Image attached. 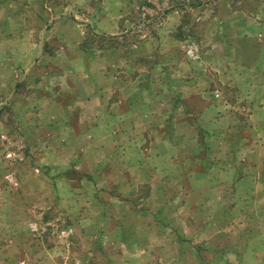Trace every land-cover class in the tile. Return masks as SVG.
I'll return each mask as SVG.
<instances>
[{"label":"rangeland","instance_id":"rangeland-1","mask_svg":"<svg viewBox=\"0 0 264 264\" xmlns=\"http://www.w3.org/2000/svg\"><path fill=\"white\" fill-rule=\"evenodd\" d=\"M136 52L140 60L126 67H154L157 77L167 73L172 84L179 85L175 80L184 70V81L189 75L201 80L204 95L180 93L189 102L206 100L202 124L234 118L230 135L221 128L211 140L200 137L208 164L244 168L254 156L261 166L262 131L254 113L261 91L245 87L250 65L264 63V0H0V264H203L196 251L205 262L213 253L205 250L204 256L199 243H239V233L249 234L252 246L264 239L263 166L255 170L256 187L246 181L236 191L223 187L220 203L210 196L204 207L185 205L177 202L178 188L138 187L109 172L123 168L130 149L110 156L101 146L107 140L91 143L84 132L74 138L82 130L74 122L82 94L93 97L94 86L106 79L102 72L119 69ZM169 108L172 120L193 110ZM90 109L98 110L90 106L85 113ZM167 127L179 145L180 125L172 121ZM141 140L146 152L150 140ZM161 194L177 197L167 207L153 203ZM201 209L237 214L230 224L228 218L199 220L226 231L215 228L197 237L190 232L185 240L170 235L186 211ZM160 212L174 214L172 222L161 234H144L160 228ZM177 239L185 245L179 247Z\"/></svg>","mask_w":264,"mask_h":264},{"label":"crops","instance_id":"crops-1","mask_svg":"<svg viewBox=\"0 0 264 264\" xmlns=\"http://www.w3.org/2000/svg\"><path fill=\"white\" fill-rule=\"evenodd\" d=\"M118 37L122 36L120 35ZM136 53L130 57L129 61L127 60V63H123L119 69H116V66H111L102 72V74L107 75L106 79H103L99 86H94L96 88L93 90V97L91 94L86 96L82 94L81 98L84 97L81 102L82 109L78 117L74 120L77 124H81L82 130H76L74 138H80L77 134H82V132H84L87 134V140L91 139V143L96 139L107 140V143L101 142V146L108 149V154L110 156H113L115 153L121 155L118 153L121 148L130 149L129 155L126 153L125 157L122 158L124 163L123 168L116 167L115 170L110 169L109 172L112 171L120 177L128 178L132 181L134 186L138 187L178 188L179 192L177 193L180 195H178L177 202L185 205L198 203L200 206L203 205L202 207H204V204L209 202L210 196L213 198L212 202H215L214 198H216V203H220L222 196L221 189L223 187L236 191V188L240 187L246 181H248V185L251 182L252 187H256L258 182V176L256 174L258 172L256 173L255 170H262L260 167H264V160L261 162V166L258 167L257 162L254 160V156H250L251 158H249V160L252 161V165L245 166L244 168L240 165H231L228 161H225L226 164L228 163L227 165L220 167L216 166V163L210 165L206 162L205 158L208 157V154L204 153L205 148L201 143L200 137L205 135L206 138H213V134H217L215 132H218V129L221 130V128L223 129L221 130V134L228 136L230 135L229 133L234 131L235 123L234 118L231 117L227 118V124H225L224 127H217V125L226 121H220L216 125V120L214 121V119H212V121H209L208 126L201 123V120L205 121L202 119V116L209 106L206 100H197L196 103L189 102L190 100H185L180 93L182 90L190 89L192 93L195 94V98L199 94L204 95V93H202L204 89L199 85L201 80L199 78L192 79L189 75L187 77L190 78V81H184V77L188 73L184 70L183 74L179 75L175 80L179 81V85L172 84L174 79H170L166 75L167 73H165L161 79L157 77L156 75L158 74L155 73L159 72L158 69H153L154 67H149L148 69H131L126 67L128 63L133 65L137 60H140L138 58V53ZM250 67H254L251 69L253 72L246 71L248 72L246 74L248 83L247 86L244 87L261 91L259 99L255 101L254 113L257 117L255 122L260 120L261 128L259 129H261L262 134L258 135V139L261 142V149L264 151V147H262L264 145V63L260 60V62L254 64V66L251 64ZM133 76H136L134 80H132ZM191 76L194 77V74ZM165 77H168L169 80ZM181 82L188 84L189 87L186 88V84ZM200 90L202 92H200ZM75 93L79 97L81 91L77 89ZM202 97L204 98V96ZM89 98L91 101L90 104H87ZM180 98L183 100H181L180 105H178L179 103L177 101ZM90 106L97 107L98 110L94 112V109H90L85 113L86 108ZM178 106L181 107L183 112L190 106L194 111L187 110L186 114L172 120L173 116L170 115L171 110L169 107L174 109ZM258 116L260 118H258ZM70 119H72L71 112ZM172 121H176V123L180 125L181 131H183L180 136L181 139L179 138L181 140V142H178L179 145H174L172 139L173 134L170 133V131L168 132L169 128L167 126H169V123ZM252 121L253 118L249 120V125L248 122H245L248 128L253 126ZM254 133H257V129ZM147 137L150 140V145L149 149L145 152L140 146L141 139ZM166 141H168L169 144H167ZM81 151H77L76 153ZM249 151H251V149H249ZM224 160L226 159L224 158ZM213 162H219V160ZM99 169L101 171L107 170V167L101 164ZM241 169L244 170L243 175L240 173ZM222 175H227L228 177L225 176L224 179H222ZM252 177H254V180H252ZM170 195L171 196L161 194L156 198L158 201L153 203L164 204L167 207L174 197H177V195ZM185 214L184 223L178 228L175 227L176 229L174 228V231L170 233V235H180L179 237L184 240V236H187L186 233L190 234V232L192 237H197L199 234H211L212 229L214 230L215 228V233L226 231L224 227L217 226L215 221H213V224L208 222L207 225H205L199 220L205 218L208 220L215 218L216 220L221 218L224 222L225 218H228L227 224H230V218L236 217L237 213L235 210L221 213L217 212L215 209H201L189 210L186 211ZM173 215L174 214L169 213L164 215V213L160 212L158 217L163 221L160 228H148L145 230L144 234L151 235L157 232L161 234L167 225L172 222L174 218ZM233 221L236 220L234 219ZM189 223L194 227L193 229H188ZM260 234L263 236V233L260 232ZM238 235L242 236L241 242L239 243L238 241L224 245L218 242L214 243V245L209 243L211 246H208L209 244L203 245L204 242L199 243V247L202 245L200 250L204 256L205 250L211 251L213 254L212 258L207 255L208 259L207 262H205L198 249L196 251L197 260L203 264H210L209 261H211V263L213 261V264H216L217 261L221 260L223 261L222 264H264V239L260 240V242L258 241V243L255 244L257 246H252L249 241L253 239L248 237L249 234L239 233ZM176 241L179 242L178 239ZM180 242L178 243L179 247L185 245L184 241L180 240ZM191 243H193V241ZM192 249H194L193 246ZM260 251L262 253H260ZM234 258L235 260L233 261ZM251 258L258 260L255 263H251L248 260Z\"/></svg>","mask_w":264,"mask_h":264}]
</instances>
